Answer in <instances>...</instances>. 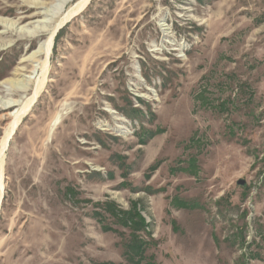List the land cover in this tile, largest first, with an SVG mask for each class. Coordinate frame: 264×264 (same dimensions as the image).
<instances>
[{
    "label": "rangeland",
    "instance_id": "1",
    "mask_svg": "<svg viewBox=\"0 0 264 264\" xmlns=\"http://www.w3.org/2000/svg\"><path fill=\"white\" fill-rule=\"evenodd\" d=\"M7 31L5 101L38 46ZM49 58L5 153L0 264H264V0H90Z\"/></svg>",
    "mask_w": 264,
    "mask_h": 264
},
{
    "label": "bare ground",
    "instance_id": "2",
    "mask_svg": "<svg viewBox=\"0 0 264 264\" xmlns=\"http://www.w3.org/2000/svg\"><path fill=\"white\" fill-rule=\"evenodd\" d=\"M69 0H56L44 7L43 17L36 19L33 23L18 26L11 20L0 18V23L8 30L7 33L14 35L17 39L36 40L37 49L31 51L28 55H24L22 61L30 64V69L23 73L18 72L16 77L9 78L7 82L19 91L29 89V92L22 94L19 98L10 99L8 101L0 98V107L9 110V120L7 121L3 134L0 138V204L4 196L5 180H4V158L8 149L10 139L14 132L21 124L28 110L31 108L37 97L40 95L42 87L45 83V75L48 70L49 57L53 38L56 31L63 24L78 15L90 0H77L74 4L66 7ZM65 7V8H64ZM58 15V16H55ZM53 18H56L53 20ZM4 33V32H0ZM13 40L2 41L0 38V48Z\"/></svg>",
    "mask_w": 264,
    "mask_h": 264
},
{
    "label": "water",
    "instance_id": "3",
    "mask_svg": "<svg viewBox=\"0 0 264 264\" xmlns=\"http://www.w3.org/2000/svg\"><path fill=\"white\" fill-rule=\"evenodd\" d=\"M238 183H239V184H243L244 181H243V180H238Z\"/></svg>",
    "mask_w": 264,
    "mask_h": 264
}]
</instances>
